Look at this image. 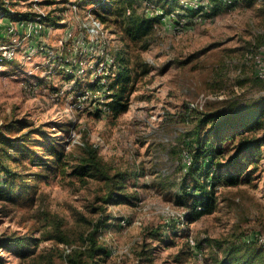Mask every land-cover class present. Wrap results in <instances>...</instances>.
<instances>
[{
    "label": "rangeland",
    "instance_id": "1",
    "mask_svg": "<svg viewBox=\"0 0 264 264\" xmlns=\"http://www.w3.org/2000/svg\"><path fill=\"white\" fill-rule=\"evenodd\" d=\"M110 1L100 12L103 30L92 36L83 25L96 15L75 11V0H0L18 12L62 17L35 41L0 16V48H16L10 63L0 60V132L15 142L0 143V264H219L240 244H251L264 264V125L251 132L262 141L255 156L230 164L236 142L227 139L225 155L218 150L233 131L207 139L227 115L203 120L229 107L264 108V0L185 1L142 40L123 38L130 35ZM67 32L73 38L64 53L83 62L58 64L69 79L48 74L49 56L38 48L56 51ZM83 43L93 49L81 56ZM121 48L130 79L116 86L114 100L127 109L115 113L108 83ZM87 145L116 178L115 189L73 173ZM212 157L221 176L215 208L199 214L193 188L210 176Z\"/></svg>",
    "mask_w": 264,
    "mask_h": 264
},
{
    "label": "trees",
    "instance_id": "2",
    "mask_svg": "<svg viewBox=\"0 0 264 264\" xmlns=\"http://www.w3.org/2000/svg\"><path fill=\"white\" fill-rule=\"evenodd\" d=\"M110 0H75L73 4L77 5L80 9L87 8L94 12L96 17L101 20L102 23H106L103 19L104 13H101L104 9H106L109 6ZM128 1L136 3L138 5H141L142 12H137V10H133V8L130 6ZM182 0H117L116 5V24L120 28L124 27L126 32L130 35L125 36L124 39L132 38L134 40L136 39H144V37L148 36L152 30L155 27V24L159 23L161 20V15L168 14V8L169 9H175L178 8L184 9V5L181 3ZM217 1V0H215ZM111 2V1H110ZM217 3V2H216ZM88 5V6H86ZM214 5V4H213ZM90 6V7H89ZM160 10L162 13L156 15V14H148L150 10ZM61 11L64 13L65 10L61 9ZM187 14L190 12H194V10H187ZM0 16L6 17L10 21L15 22H21V21H35L38 19V17H41L40 20L45 23L46 25H60L59 21L62 20L61 16H55L51 15L49 12L46 15H41L36 12H18L17 10L10 7L8 4H5L3 2L0 5ZM124 48H121L119 51H117V57L116 64H118L117 69L113 71L114 78H112L111 81L108 83V91H111L112 94L110 95L112 97V102H109L108 108L111 107L115 113H120V111L127 109V105L124 103H120L118 99H115V96L118 95L116 92V86L119 84L124 85V82L128 81L130 79L129 70L126 69L122 63L124 62L125 58L124 56ZM4 63H10V60ZM112 71V70H111ZM62 74V77L65 79H69L71 77L69 71L60 72L59 68L57 66L54 67V70L50 73V75L54 74ZM72 73V72H71ZM69 75V76H67ZM112 77V76H111ZM89 86H92L95 83H87ZM86 84V85H87ZM95 87V85H94ZM236 107H229L226 112L220 111L217 114H209L207 115L203 120L205 121H218V119L221 116H226V119L223 122H218L216 125L212 126V128L209 130L207 134V139L209 140V135H216L219 134L221 131H233L232 135L229 136H223L221 141H219L220 148L218 150V153L225 155V149L223 148L224 143L227 141V139H230L233 141V143L236 142L232 148H234V156L231 159L230 164H235L238 159L243 161L245 159H252L258 148L262 145V141L260 138H257L256 135L251 134V132L257 128L262 127L264 123V108L253 106V105H246L243 109H237ZM240 117V118H238ZM11 130L18 129L17 127H10ZM5 140H9V143L11 145H15L14 139H11L6 134L0 132V143H5ZM206 140V141H208ZM199 147V146H198ZM196 158L200 156V154H203L205 152V148H198L197 149ZM207 152V151H206ZM86 157H84L83 160L78 163L73 173L79 177H83L85 175H91V176H98L102 179L112 181L113 188H116V178L113 177L109 170L106 169L104 162H102L98 158L97 151L88 145L86 146ZM209 154H212V150H208ZM209 161V160H208ZM214 158L209 161L211 163V166H209V174L206 182H203L204 180L202 178H198V188H193V194H192V205L195 212L202 214V213H209L212 212L215 208V200L211 196L213 191L215 190L216 186V180L220 179L221 176L217 175L216 172V165L214 164ZM233 161V162H232ZM249 161V160H247ZM195 162V158H194ZM206 162V161H205ZM251 162V161H249ZM5 160L2 158L0 154V168L4 165ZM248 163V162H247ZM202 173V169L200 170ZM201 175V174H200ZM201 177V176H200ZM211 180V181H210ZM201 181V182H200ZM3 182V181H2ZM4 185H6V181H4ZM2 186V185H1ZM3 187V186H2ZM201 187V190L199 189ZM14 189V188H13ZM8 191L3 194L5 197L10 198L12 191L10 189H7ZM200 192L198 195L195 194V192ZM59 229V225L57 224L56 230ZM89 242L91 243L90 249L95 250L96 248V235L95 232H91L88 234ZM11 243H14L15 245H18L21 247L27 246V242L22 238H15L11 241ZM259 243V241H258ZM260 244V243H259ZM251 245V244H247ZM244 244H240L239 246L232 247L229 251L227 250L225 255H228V258L225 257V260L222 262H219V264H259L257 259L259 257V253H250L252 251V248L250 246H247ZM261 246V244H260ZM248 247V248H246ZM243 249V250H242ZM230 257V259H229ZM79 264V263H78Z\"/></svg>",
    "mask_w": 264,
    "mask_h": 264
},
{
    "label": "built area",
    "instance_id": "3",
    "mask_svg": "<svg viewBox=\"0 0 264 264\" xmlns=\"http://www.w3.org/2000/svg\"><path fill=\"white\" fill-rule=\"evenodd\" d=\"M185 1H189V0H182L181 3H185ZM74 10L76 11L77 10V6L74 5ZM153 13H156V14H159V11L158 9L153 11ZM160 13H162L160 11ZM41 17H38L37 20L35 21H29V22H26V21H21V22H16L18 24V27L17 28H22L23 30H30V34H27L28 36H33V40L36 41V37L37 35H39L40 33H44V32H47L48 30V26L46 24H44L41 20H40ZM11 24H12V21H11ZM11 24L9 25V28H8V31L10 34H12V30L13 28L10 30V28L12 27ZM84 28L86 30H88L90 32V34L92 36L94 35H98L102 30H103V26H102V22L101 20H99L97 17L93 16V14L91 13L89 15V18H88V22L85 23L84 25ZM14 33H18V32H14ZM25 35L27 33L24 32ZM73 38V34L71 32H67L65 34V37L62 38L60 41H59V48L56 50V51H53V50H50V48H47L45 46H42L40 44V46L38 47L40 49V53L45 57L49 56V64H50V67L48 68L49 69V72H47L48 74H50L53 70H54V67L55 66H58V64H60L61 62H67V63H70V64H74L75 63V66H78L80 67L82 65V60L80 61H77V59H73V58H69L67 56L66 53H64L65 50H68L70 51V49H68L69 47L67 46V43L70 42ZM81 47V50H80V55L83 56L84 54H87L91 51V49H93L92 47H89L88 45H85L84 43L80 46ZM38 48H36L38 50ZM15 53H16V48L13 47V46H2L0 48V60H13L14 56H15ZM111 63H109V65H113L114 63V60L111 58L110 59ZM48 71V70H47ZM67 71H70L67 69ZM73 72V71H71ZM101 81V82H100ZM98 83H99V87H103L101 86L102 83H105L104 80H100ZM103 81V82H102ZM96 83V84H98ZM87 92H89L87 90ZM85 97V96H84ZM261 240L263 241V239L261 238Z\"/></svg>",
    "mask_w": 264,
    "mask_h": 264
}]
</instances>
